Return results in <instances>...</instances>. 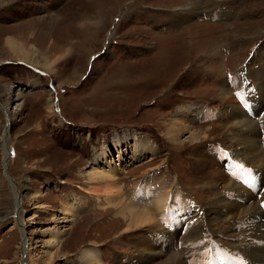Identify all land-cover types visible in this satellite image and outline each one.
<instances>
[{"label": "rangeland", "instance_id": "obj_1", "mask_svg": "<svg viewBox=\"0 0 264 264\" xmlns=\"http://www.w3.org/2000/svg\"><path fill=\"white\" fill-rule=\"evenodd\" d=\"M224 92L254 120L258 153L220 127ZM263 113L264 0H0V264H167L175 253L178 264H264L263 241L260 263L243 251L256 228L207 212L213 195L193 170L198 155L215 162L237 199L250 183L264 230V170L248 162L264 165ZM173 120L210 129L174 141ZM162 182V221L122 233L107 190L137 201L141 183L153 197Z\"/></svg>", "mask_w": 264, "mask_h": 264}, {"label": "bare ground", "instance_id": "obj_2", "mask_svg": "<svg viewBox=\"0 0 264 264\" xmlns=\"http://www.w3.org/2000/svg\"><path fill=\"white\" fill-rule=\"evenodd\" d=\"M72 27H74V26H72ZM83 32H84V34L82 32H80L79 36L82 34L85 35L87 31L85 30ZM76 35L78 36V33ZM8 44L11 48H14V45L12 44L11 39L9 40ZM223 94H224L223 95L224 98L227 97L229 99L226 98L224 100L225 102L222 104V107L219 111V117H220V120L222 121V122H220L221 123L220 127L224 128L226 130H228L227 127L231 126V124L235 128L238 127L241 132H245V135H243L244 137H242V138L239 137L240 139H238V137H237L233 140L232 136H230V132H228V131H227V136H229L232 139V141H234L235 145L240 147L241 150H245L247 152L249 151L252 154L258 153V140L256 137H258L259 131L257 133V128H256V124H255L254 120L247 117V115L240 110L241 108L235 109L233 107L234 109L231 112L232 105L234 102V100L231 97L232 95L227 94V92L226 93L224 92ZM230 104H232V105L229 106ZM234 105H236V104H234ZM48 110H52V107L50 105L48 106ZM234 110H237L238 113H240L242 115V116H240V117H243L242 121L233 122L234 118H231V115L234 113ZM263 115H264V113H263ZM224 121H226V122H224ZM182 128H185L189 132V136L187 137L188 142H195L198 140L205 139L207 137V133L210 129V128H205V130H204L202 128H198V129L192 128V126L184 125L183 122H181V121L173 120L168 124V132L172 136V140L176 141V138L181 133ZM144 149H147L148 151L152 150L150 145L144 146ZM141 150H142V148L137 147L138 152ZM220 151L225 152L222 148H220ZM107 154H109V152ZM134 156H135V153H134ZM257 160H258L257 155L251 156L248 158V162L250 164H252L251 167L253 168V170H264V165H260ZM228 166H230V164ZM236 169H239V167L238 166L235 167L234 170H235V172L238 173V176L240 177V174H239L240 171L236 170ZM243 169H245V168H243ZM193 170H195L197 172V175L196 176L194 175L196 177V180L198 179V180L204 181L206 184H208V189L212 192L213 199L206 209L207 212H208V210L209 211L213 210V212H214V210L216 208H220V210H224V211H218V213L220 215H222L230 224L240 223V224H244L245 226L249 225L250 228H253V227H254V229L256 228L255 232H253L251 235H248L249 236L248 237V244H247V246H245L243 251L252 260L259 261L260 257L257 258V256L255 254H257L259 251L262 250L260 245L258 244V242L259 241L264 242V230H262V228L259 226V224L262 223L261 218H258L256 221L253 218L255 211H257L258 209H257L256 203L254 202V198H253L254 195H248V193L250 192L249 189H251L252 185L249 183L248 188L243 187L242 188L243 196H241V197H239V199H237L236 196L234 195V191L237 190L239 188V186L231 185L232 183L230 182V180L226 179V175H225L224 171L215 162L210 161V164H209V161L205 157L198 155V157L194 159ZM90 176H91L90 178H93V179H101L100 180L101 183L106 181V180H110V181L113 180V177H109L105 173H103L101 171H97V170L90 173ZM240 179H241V177H240ZM222 182L225 184V187H227L223 196L217 194V192H214L211 189V187H221V184H223ZM165 185L166 184L164 182H162L159 185H153V186L154 187L157 186V187H159L160 190L164 191V189L166 188ZM144 186H146V187H144ZM150 186L152 187V185H150ZM147 189H149V186L146 185L145 183L144 184L141 183L140 186L138 188H136L137 193L140 194L139 195L140 199H138L137 201L131 199L127 202H125L124 201L125 199L120 196V195H122V192H119V190H115L112 192H111L112 189L107 190V193L111 194L110 197L112 198V204H113L112 208L117 213V214H115V215H117V216H115L116 221L120 220L123 224H125L126 221L129 222L127 224V228H125L124 230L122 229L123 230L122 233L128 232V230H130L131 228H133V229L134 228H140L141 229L145 224L150 225V224L155 223V221L158 223H160V221H162V218L164 216V211L166 210V207L168 204V199H169V196L171 193L169 192V190L165 189V192L156 193L152 197L150 195V193H148ZM261 190L262 189H260V191ZM260 191H259V193H260ZM259 198L261 200H264V186H263L262 192L260 193ZM133 201H135L136 204ZM71 217L72 218H70V219L73 220V216H71ZM153 218L156 220H154ZM204 218L206 221V217H204ZM68 221H71V220L68 219ZM210 221H211V219H210ZM171 222L173 224L174 223L177 224V222H174V221H171ZM213 222H211V223L214 224ZM148 228H150V227H148ZM196 230H197V232H191V233L189 232L190 233L189 236L193 240H197V241L202 240L201 239L202 235L200 233L201 231L198 230V228H196ZM159 236H160V238H164V237L167 238L168 234L163 232ZM59 237L56 240L57 243H59V241L62 240V238H59ZM170 239L172 240V237H170ZM150 240H151L150 238L146 239V237H144L142 243L138 244L139 248L142 250H146L147 241L149 243ZM154 245L155 246L159 245V243H155ZM178 256H180V255H177L175 253V255L170 257V259L166 263L167 264H176L178 262V258H179ZM81 258L82 259H88V261H93L94 263H96L95 261H97L96 260L97 255H94V254L89 255L88 251H84L81 254ZM259 263H260V261H259Z\"/></svg>", "mask_w": 264, "mask_h": 264}, {"label": "water", "instance_id": "obj_3", "mask_svg": "<svg viewBox=\"0 0 264 264\" xmlns=\"http://www.w3.org/2000/svg\"><path fill=\"white\" fill-rule=\"evenodd\" d=\"M7 123H8V121H7ZM8 126V124L6 125V127ZM23 254H25V253H23Z\"/></svg>", "mask_w": 264, "mask_h": 264}]
</instances>
